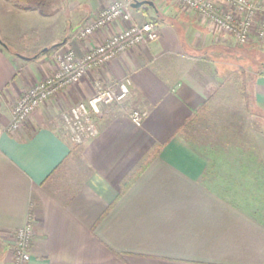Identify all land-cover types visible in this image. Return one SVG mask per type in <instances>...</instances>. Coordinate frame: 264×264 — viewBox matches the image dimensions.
<instances>
[{
  "label": "crops",
  "instance_id": "0c3cea01",
  "mask_svg": "<svg viewBox=\"0 0 264 264\" xmlns=\"http://www.w3.org/2000/svg\"><path fill=\"white\" fill-rule=\"evenodd\" d=\"M15 1L0 0V264H13L9 232L29 220L31 264H264V130L254 127L264 71L249 80L251 107H229L193 68L188 29L198 16L170 0L132 7L131 22L86 39L77 31L108 4L133 0ZM155 16L157 41L89 71L11 127L18 98L54 74L56 51L83 56ZM125 78L131 92L103 108L96 137L75 144L64 135V111ZM236 87L225 93L240 95ZM136 109L147 112L141 126Z\"/></svg>",
  "mask_w": 264,
  "mask_h": 264
},
{
  "label": "built area",
  "instance_id": "2783aa9c",
  "mask_svg": "<svg viewBox=\"0 0 264 264\" xmlns=\"http://www.w3.org/2000/svg\"><path fill=\"white\" fill-rule=\"evenodd\" d=\"M182 10L196 13L202 25L213 33L230 34L239 44L252 41L264 44V0H170ZM131 2L114 1L108 4L99 16L87 22L76 33L86 39L115 21L131 22ZM160 38L158 24L153 21L130 23L110 34L105 40L78 56L70 47L56 51L53 55L54 74L36 83L18 98L13 108L11 127L27 121L46 101L56 99L60 93L79 83L89 71L110 63L112 60L152 43ZM129 78L107 86H99L96 93L80 101L62 113L64 135L73 143L82 144L99 134L97 119L103 108L123 102L130 94ZM147 112L134 110L130 117L138 126L143 124ZM34 235L32 221L9 232L13 242V264H31V244Z\"/></svg>",
  "mask_w": 264,
  "mask_h": 264
},
{
  "label": "rangeland",
  "instance_id": "374dc122",
  "mask_svg": "<svg viewBox=\"0 0 264 264\" xmlns=\"http://www.w3.org/2000/svg\"><path fill=\"white\" fill-rule=\"evenodd\" d=\"M22 1L24 0H17L15 2L20 3ZM35 1L36 0L32 1V6L36 5ZM194 22L196 26H194ZM191 23L189 24L190 29L188 30L194 40H197V46L196 49L193 48L190 51V54L194 59L195 57L199 59V61L196 59L194 60L193 68H196L200 65L204 70V75L207 78V84L209 85L208 89L213 90L211 96H214L216 98L214 99V101L228 103L230 104L229 107H231L232 105L233 108L237 107L236 105L238 104L240 105L241 109L243 108V106L246 108L247 101L243 96L241 86L247 79L251 80L253 70H255L256 73L264 71V44L256 41H252L247 44H239L230 34H227L226 37L232 42L225 41L227 40L223 39L225 35L221 37V34L213 33L207 27L201 24L199 18L198 20L197 18H195L193 20V23ZM186 35L187 32L183 30V38L186 41L185 43L189 41L188 35ZM221 38L223 39L222 41H225V44L214 45L216 40ZM188 45L189 44L187 43V46ZM196 61L198 62V64H195ZM232 61L235 62V64H238V67H234L238 71L235 70L233 72L231 71L232 69L229 68V66H231L230 62ZM232 81L233 84H231ZM236 85L240 86V95L236 96L232 93L228 95L225 93L229 89H231L233 92H236L238 89ZM241 127L242 126H240V128ZM254 127L257 134L263 132L264 130V112L258 109V107H256L255 110ZM251 128L252 125L250 123V129Z\"/></svg>",
  "mask_w": 264,
  "mask_h": 264
},
{
  "label": "trees",
  "instance_id": "16d2710c",
  "mask_svg": "<svg viewBox=\"0 0 264 264\" xmlns=\"http://www.w3.org/2000/svg\"><path fill=\"white\" fill-rule=\"evenodd\" d=\"M36 2V4L37 5H39L40 6V0H36L35 1ZM159 16V15H158ZM158 16H155L154 18H152V20H150V21H153V22H155L156 24H158ZM62 44H56V45H54V46H51V47H49L48 48V50L46 51V53H53V52H55L58 48H60V46H61ZM247 79V78H246ZM245 80V79H244ZM250 80V79H249ZM249 80L247 79L246 81H244V83L242 84V86H241V89H242V93H243V96H244V98H245V100L247 101V103H246V108L247 109H249L250 108V106H251V104H252V99H251V95H250V93H249V86H250V84H249Z\"/></svg>",
  "mask_w": 264,
  "mask_h": 264
},
{
  "label": "water",
  "instance_id": "95a60500",
  "mask_svg": "<svg viewBox=\"0 0 264 264\" xmlns=\"http://www.w3.org/2000/svg\"><path fill=\"white\" fill-rule=\"evenodd\" d=\"M143 5L155 6L154 2L151 0H133L131 3V6L133 8H140ZM59 44H62V43H59ZM47 50H48V48H45V49H43V52L47 51ZM35 57H37V55H35ZM263 67H264V65H263Z\"/></svg>",
  "mask_w": 264,
  "mask_h": 264
}]
</instances>
